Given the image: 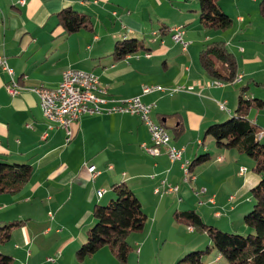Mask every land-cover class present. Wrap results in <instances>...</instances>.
Here are the masks:
<instances>
[{
    "label": "crops",
    "instance_id": "crops-1",
    "mask_svg": "<svg viewBox=\"0 0 264 264\" xmlns=\"http://www.w3.org/2000/svg\"><path fill=\"white\" fill-rule=\"evenodd\" d=\"M263 1L258 6L259 0H218L232 23L213 28L200 21L199 0H0V53L6 54L19 84L11 94L6 88L10 75L0 67V158L32 165L23 188L0 193V225L17 222L0 251L11 255L13 264H125L109 245L82 259L77 254L96 222L95 206L115 198L113 185L122 182L148 215L144 229L129 235L142 258L148 259L153 237L168 233L183 239L166 248L167 264L211 245L208 234L176 222L173 213L194 209L205 219L214 210L221 219L242 204H253L251 189L261 175L248 167L244 152L218 146L206 130L235 113L245 87L247 96L260 100L247 118L264 131ZM68 7L88 14L91 26L67 32L60 12ZM177 25L185 27L186 50L172 37ZM127 38L137 48L120 56L117 44ZM219 40L236 57L237 77L214 84L216 78L201 63V50ZM69 67L95 72L118 99L140 95L153 103L155 120L169 130L175 146L184 148L181 158L171 161L164 147L158 155L148 153L142 143H150V133L136 113L83 114L72 124L69 140L61 126L47 130L40 98L31 87L57 86ZM144 84L164 88L144 93ZM205 153L209 159L185 180L183 163ZM90 165L99 170L96 176ZM163 180L179 189L157 193ZM100 189L105 190L101 196ZM234 215L220 228L226 224L228 230L249 231ZM212 252L203 256L205 263H230L217 252L211 258Z\"/></svg>",
    "mask_w": 264,
    "mask_h": 264
},
{
    "label": "trees",
    "instance_id": "trees-1",
    "mask_svg": "<svg viewBox=\"0 0 264 264\" xmlns=\"http://www.w3.org/2000/svg\"><path fill=\"white\" fill-rule=\"evenodd\" d=\"M200 21L213 28H226L232 23L231 17L221 8L218 0H199ZM264 12V1L262 2ZM60 22L67 32L82 27H90L92 20L85 12L71 7L60 12ZM137 48L134 39L127 38L117 44L120 56ZM201 63L216 79L223 82L234 81L237 77V61L225 41H213L201 50ZM219 64L221 67H219ZM243 87L239 93L235 113L220 122L208 126L206 132L215 138L218 146L235 147L254 159L253 169L261 175L259 182L251 189L253 204L245 213L244 221L249 227L247 233L227 231L206 224L194 209L176 210L174 215L211 237L212 244L206 250L195 249L186 253L175 264H207L203 256L214 249L227 258L231 264H264V141L258 136L261 131L247 115L253 106H260V100L247 96ZM163 124V123H162ZM209 153L201 154L190 162L189 170L205 160ZM192 172V171H191ZM32 165L27 162H10L0 158V193L17 192L29 181ZM116 197L108 204H97L94 208L96 222L88 230L87 240L77 250L79 258L91 255L104 245H109L114 254L127 263L132 247L128 236L144 229L147 213L141 200L126 183L113 185ZM17 222L0 225V242L10 237V229ZM13 257L0 251V264H13Z\"/></svg>",
    "mask_w": 264,
    "mask_h": 264
},
{
    "label": "built area",
    "instance_id": "built-area-1",
    "mask_svg": "<svg viewBox=\"0 0 264 264\" xmlns=\"http://www.w3.org/2000/svg\"><path fill=\"white\" fill-rule=\"evenodd\" d=\"M185 32V30H179V25L175 26V30H172L173 39L181 44L183 50H186L189 44L185 39ZM149 54L147 53V55ZM0 67L5 69L10 75V79L6 82L7 90L13 95L16 94L17 85L19 84H15V71L9 65L5 53H0ZM213 83L222 84L223 81L216 79ZM163 88L162 85L144 84L142 91L147 93ZM31 90L37 93L40 98L39 103L43 115L48 121L47 130L61 126L66 130L67 140L73 135L72 124L77 122L83 114L136 113L141 116L150 133V143H142V147L148 153L158 155L161 153V148L164 147L171 161H176L182 156L184 148L175 146L172 143L169 130L153 117V103L144 102L140 95L119 99L112 96L109 87L103 85L99 75L93 71L69 67L63 71L62 79L57 86L48 87L39 84L31 87ZM221 105L224 106L223 103ZM47 134L46 132L45 136ZM184 165L185 162L183 163V170ZM89 169L94 176L99 173V170L94 165H90ZM241 170H246V167L243 166ZM193 177V172H184L185 180ZM162 185V187L158 186L155 188L157 193L164 194L165 192L179 189L178 185H171L166 180L162 181ZM104 192V189H100L98 194L101 196ZM196 194L198 195L199 191H196ZM137 251L140 252V247L137 248ZM53 259L54 257H49V260Z\"/></svg>",
    "mask_w": 264,
    "mask_h": 264
},
{
    "label": "rangeland",
    "instance_id": "rangeland-1",
    "mask_svg": "<svg viewBox=\"0 0 264 264\" xmlns=\"http://www.w3.org/2000/svg\"><path fill=\"white\" fill-rule=\"evenodd\" d=\"M259 3H260V0L258 2V6H259ZM263 132L264 131L261 130V132H259V134H263ZM244 154H245V158H248V160H250V162L247 163L248 167L250 169H252L253 164L255 162L254 159L251 156H249L247 153H244ZM249 205H252V204H242V206H240L238 208V210L235 212L236 215L233 216L234 221H235V219H237V217L240 216V221L239 222H241L243 226L245 225L244 216H245V213L248 211V209L244 210L245 211L244 214H243V209H245V207L249 206ZM144 212L147 213L145 210H144ZM174 213H173V216H174L175 220H177L176 222L188 225L186 222L178 220L176 215H174ZM235 213H230V215H224V217H222L221 219H218V217H216L214 215V210H210L208 215L205 217V219L202 218V220L208 225H213V226H216V227L220 228V225L222 224L223 220L224 219L227 220L226 222L228 223L229 217L232 216ZM237 226H238V223H236L234 227H237ZM239 227H240V225H239ZM220 229H224V230H227V231H235V230H228V229H231V228L228 225H226V224L223 225ZM236 229H241V228H236ZM142 230L136 231V232L138 233V232H141ZM195 231L203 233V231H201L198 228H195ZM240 231L241 230H239V232ZM247 232L241 231V233H247ZM206 234H208V233H206ZM182 239L183 238H181L179 236H176L174 234L170 235L169 233L168 234H164V236L162 238H160L159 240L158 239L155 240L154 237H153V241H151L153 243V245H151L149 250H148V259H144V258H142V255L140 253H137L135 241L134 240L132 241V238L128 236V242H129L130 246L132 247V249L129 252L126 264H167L165 257H163V255L166 252V248H168V246L179 245V243L182 242ZM6 243H2V244L0 243V248L1 249L4 248V245H7ZM206 249H207V243H205L204 246L202 248H200V250H206ZM189 251H191V250H188L184 254L179 256L176 261H178L180 258H182ZM215 252H212L210 254L211 258H215L216 254H217ZM211 258H209V259H211ZM161 259H163V261ZM224 260L226 262L228 261L227 258H225V257H224ZM159 261H160V263H159ZM176 261L174 262V264L176 263ZM229 264H231V263H229Z\"/></svg>",
    "mask_w": 264,
    "mask_h": 264
},
{
    "label": "bare ground",
    "instance_id": "bare-ground-1",
    "mask_svg": "<svg viewBox=\"0 0 264 264\" xmlns=\"http://www.w3.org/2000/svg\"><path fill=\"white\" fill-rule=\"evenodd\" d=\"M184 28H185V27H183V26H179V30H184ZM173 30H175V28H173ZM15 84H18L16 78H15ZM18 90H19V85H17V92H18ZM260 132H261V131H260ZM261 136H262V134H259V137H261ZM189 165H190V162L186 161V162H185V165H184V170H185V172H191V171L189 170V168H188Z\"/></svg>",
    "mask_w": 264,
    "mask_h": 264
}]
</instances>
